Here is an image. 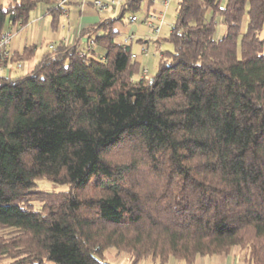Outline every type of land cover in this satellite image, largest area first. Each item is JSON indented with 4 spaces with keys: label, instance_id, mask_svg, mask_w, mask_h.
<instances>
[{
    "label": "trees",
    "instance_id": "trees-1",
    "mask_svg": "<svg viewBox=\"0 0 264 264\" xmlns=\"http://www.w3.org/2000/svg\"><path fill=\"white\" fill-rule=\"evenodd\" d=\"M142 2L0 75V264H264V0H179L152 75L114 31ZM40 4L56 23L13 0L0 35Z\"/></svg>",
    "mask_w": 264,
    "mask_h": 264
},
{
    "label": "crops",
    "instance_id": "crops-1",
    "mask_svg": "<svg viewBox=\"0 0 264 264\" xmlns=\"http://www.w3.org/2000/svg\"><path fill=\"white\" fill-rule=\"evenodd\" d=\"M11 1L13 0H0V4L7 5ZM94 1L95 0H63L60 5L63 10L58 16L56 23H53L52 16L48 13L51 6L48 4H40L32 11L30 19L25 25L8 26L7 30L12 31L13 38L11 44L4 49V54L0 55V75L11 77L17 75L19 71H25L24 73L28 72L32 65L47 51L49 46L58 42L73 43L77 41L80 32L86 27L96 23L100 18L115 16L123 2L122 0L119 4L111 5L110 2L112 0H100L106 6L102 9H98L93 5ZM148 4L149 3H146L144 5L141 16L147 11L163 13L162 20L164 24L160 26L156 35L142 22L131 23L130 16L126 17L122 23L120 22L114 25V31L119 34L117 38L118 42L129 45L131 52L132 49H135V46L138 48V52H140L143 44L149 46L151 41H156L159 38L165 37L170 32L171 25L164 20V11L161 9L162 6L157 5L155 9H150ZM140 24H142L143 27L142 25L140 26ZM167 27H169V30L165 32V34H167H163L161 37V30ZM80 42L85 43L86 38H80ZM29 45H34L36 47L35 55L31 61L20 63L21 68H18L16 63L9 62V58L14 52L20 53ZM155 46L159 51L157 43H155ZM159 55L158 52V58ZM147 56L148 54L144 56L138 54L136 55L135 61L138 64L143 63ZM143 69L146 71L147 75H149L148 69ZM171 260L172 259H170L167 264H185L182 261ZM193 264L244 263L240 262L235 252H231L228 255L220 254L198 258Z\"/></svg>",
    "mask_w": 264,
    "mask_h": 264
},
{
    "label": "rangeland",
    "instance_id": "rangeland-1",
    "mask_svg": "<svg viewBox=\"0 0 264 264\" xmlns=\"http://www.w3.org/2000/svg\"><path fill=\"white\" fill-rule=\"evenodd\" d=\"M120 1H122V0H119L118 2L120 3ZM178 2H179V0H171L169 5L166 8H163V7L161 8L164 11V20L169 25H171L173 23ZM146 3H148V0H143L142 5H141V9L135 13L138 18H140L141 12L143 11L144 5ZM148 5L150 6V9H155L156 6L160 5V4L150 1ZM141 25L142 24H140V26ZM142 27H143V25H142ZM167 30H169V27L163 28L161 30V33H160L161 37L163 36V34H165V32ZM161 48L169 49V48H171V45L168 43H162ZM137 52H138V48L135 46V49H132L131 53L132 54L134 53L136 55L140 54V52H138V53ZM158 52L159 51L157 50V48L155 46V42L151 41L149 43V46H148V56H147L146 60L143 63L139 64L140 69L142 70L143 68H147L149 71V75H152L156 69V65H157V61H158ZM19 72L24 73L25 71H19ZM39 186L45 190H49V189L51 190L50 185H47V184L43 183L42 181L39 182ZM0 234H1V231H0ZM232 252H235L238 255V259L240 260V254H239L238 249H234ZM105 258H106V261L110 264H129V261H130V257L127 253L117 252L114 248H110L105 252ZM171 261H174V259H172ZM240 262H241V260H240ZM138 264H153V262L149 259H144V260L140 261ZM244 264H247V263H244Z\"/></svg>",
    "mask_w": 264,
    "mask_h": 264
},
{
    "label": "built area",
    "instance_id": "built-area-1",
    "mask_svg": "<svg viewBox=\"0 0 264 264\" xmlns=\"http://www.w3.org/2000/svg\"><path fill=\"white\" fill-rule=\"evenodd\" d=\"M119 0H112L110 2L111 5H115L118 4ZM156 2L158 4H160L163 8H166L171 0H148L149 2ZM63 0H54V3L57 6H60L62 4ZM93 5L98 8V9H102L104 8L106 5L100 1V0H95L93 2ZM163 13H159V12H145V14H143L140 18H138L136 15H133L130 17V22L131 23H138V22H142L143 24H145L149 29H151V31L156 35L159 31V28L161 25L164 24L163 22ZM13 38V33L12 31L9 30H5L1 35H0V53L3 52L4 54V49L7 48L12 41ZM131 40V37H130ZM147 44H143L141 49H140V55L144 56L148 54V48H147ZM51 47V46H50ZM132 58H136V55L132 54ZM18 68H21V65L18 64L17 65ZM144 74H146V71H143Z\"/></svg>",
    "mask_w": 264,
    "mask_h": 264
}]
</instances>
